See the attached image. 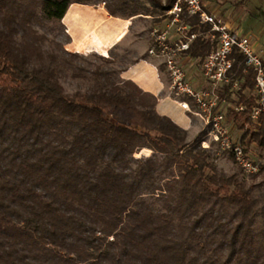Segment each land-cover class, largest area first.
<instances>
[{
  "label": "trees",
  "instance_id": "trees-1",
  "mask_svg": "<svg viewBox=\"0 0 264 264\" xmlns=\"http://www.w3.org/2000/svg\"><path fill=\"white\" fill-rule=\"evenodd\" d=\"M177 1L0 0V264H264L263 185L220 169L218 154L234 157L190 141L158 97L124 80L137 61L70 52L69 35L55 34L73 4L162 25ZM181 21L197 35L186 55L201 64L217 47L211 26L187 12ZM233 58L219 93L245 151L261 152L256 179V73L238 49Z\"/></svg>",
  "mask_w": 264,
  "mask_h": 264
},
{
  "label": "built area",
  "instance_id": "built-area-1",
  "mask_svg": "<svg viewBox=\"0 0 264 264\" xmlns=\"http://www.w3.org/2000/svg\"><path fill=\"white\" fill-rule=\"evenodd\" d=\"M187 12L190 16H199L200 22L210 25L209 35L213 41H217V47L201 63V74L205 80L206 87L197 88L191 82L184 67L183 60L188 57L192 42L197 35L189 36L190 29L181 21L182 15ZM173 19L164 29L154 28L152 31L153 46L148 49L147 54L153 59L161 61L166 74L170 80V86L176 96L184 97L192 101L197 114L205 122L209 137L216 143L222 153L232 155L238 167L245 174L252 175L259 171L258 162L253 159L250 152H246L239 138L234 137L233 123L227 117L229 104L223 98L219 90L231 81V73L234 67V51L238 49L245 57L246 70L256 73V84L254 95L256 104L253 107L251 118L259 123L264 117V50L258 49L255 39L248 34H242L233 30L220 18L209 14L202 0H178L168 11ZM179 34L177 40H171L172 30ZM239 88V83L234 84ZM183 109L192 110L188 100L180 102ZM236 113L245 110V105H230ZM205 148H210L207 142L203 143Z\"/></svg>",
  "mask_w": 264,
  "mask_h": 264
},
{
  "label": "crops",
  "instance_id": "crops-1",
  "mask_svg": "<svg viewBox=\"0 0 264 264\" xmlns=\"http://www.w3.org/2000/svg\"><path fill=\"white\" fill-rule=\"evenodd\" d=\"M202 2L209 14L217 16L233 30L253 35L258 49L264 50L257 36L251 32L247 33V29L243 27L239 18L224 12L226 6L231 3L235 4L232 0H202ZM144 23H151L152 28L147 32L146 28H142ZM153 24L149 16L143 19L136 17L127 20L112 17L104 5L73 4L63 19V25L71 38L66 49L85 55L96 52L104 57H109L113 52L121 59L119 64L123 66L124 63L137 61L134 64H128L127 70L122 73L121 77L134 82L144 92L158 97L157 112L187 130L190 141L202 138L203 143L207 142L205 138L208 136V130L203 119L197 114L190 101L192 110L188 112L183 109L180 102L185 98L173 93L169 77L164 67L161 68V61L147 54L153 43L151 32L155 27H159L158 24ZM136 28L139 29L136 31ZM178 37V32L173 29L171 40L175 41ZM208 37L211 39L210 35ZM183 63L193 85L197 88L206 87L199 61L185 57ZM143 151L152 153L147 149Z\"/></svg>",
  "mask_w": 264,
  "mask_h": 264
},
{
  "label": "rangeland",
  "instance_id": "rangeland-1",
  "mask_svg": "<svg viewBox=\"0 0 264 264\" xmlns=\"http://www.w3.org/2000/svg\"><path fill=\"white\" fill-rule=\"evenodd\" d=\"M232 1L235 4L232 5L231 3L230 5L226 6L224 12H227V14H230L232 16H236L237 18H239L242 21L243 27L247 29V33L251 32L255 34V36H257V38L259 39L260 45L264 46V0H232ZM167 24L168 23H163L162 25L158 24L159 27H155V28L164 29L167 26ZM142 28H146L147 29L145 30L146 32L149 31L152 28L151 23H144V27ZM138 29L139 28H136V31ZM250 29H252V31ZM55 34L59 37L60 41H66L67 35H68L66 31L60 33V31L57 30ZM53 35L54 34H52V36ZM251 36L254 38L253 35ZM151 38H153L152 32H151ZM151 47H149V49ZM65 85L69 91H72L73 85L71 83H65ZM233 133H234V137H237V138L240 137V133L237 130H234ZM205 139L207 140V145H212L213 143L212 138L209 137V135ZM250 153L253 159H255L258 163L263 161L261 152L257 151L256 148H252ZM151 154L152 153L150 152L142 151L141 153L137 155V157H142V156L147 157V156H150ZM218 155L220 158L217 161V164L220 169L224 170L228 174L237 173L239 171L238 166L232 161H230L226 156L221 155V154H218ZM241 177L246 181L249 187L254 188V187H257V185L259 184L263 185L264 187V175H261L256 179H252L250 175H247V174H241Z\"/></svg>",
  "mask_w": 264,
  "mask_h": 264
}]
</instances>
